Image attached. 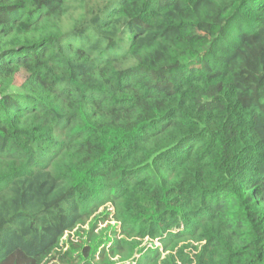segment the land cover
<instances>
[{"label": "trees", "instance_id": "1", "mask_svg": "<svg viewBox=\"0 0 264 264\" xmlns=\"http://www.w3.org/2000/svg\"><path fill=\"white\" fill-rule=\"evenodd\" d=\"M118 125L131 173L109 158L94 197L72 175ZM147 159L189 175L195 264H264V0H0V264H40L111 191L157 202Z\"/></svg>", "mask_w": 264, "mask_h": 264}, {"label": "rangeland", "instance_id": "2", "mask_svg": "<svg viewBox=\"0 0 264 264\" xmlns=\"http://www.w3.org/2000/svg\"><path fill=\"white\" fill-rule=\"evenodd\" d=\"M22 75L16 77L20 84ZM90 126L94 121L88 122ZM107 138L102 150H98L94 162L107 158L99 169L89 174L74 173L73 179L98 196V171L108 169L109 164L119 172L130 175V165L123 158V148L127 146L126 131L121 127H107ZM109 152V156L107 155ZM254 156L252 149H239L234 157L224 154L219 162L223 178L231 181L233 174L244 168ZM150 169L138 174L146 176L155 192H151L157 202L147 199H128L127 195L109 192V199L96 203L84 213L74 229L66 232L57 245L40 260V264H195L202 243L187 230L197 225L191 199L185 195L187 173H182L180 182L172 174L160 172L152 167V159H147ZM149 165V164H148ZM145 168V167H143ZM157 175L156 180L148 175ZM110 172L109 182L117 184L118 173ZM188 175V176H187ZM118 178V179H117Z\"/></svg>", "mask_w": 264, "mask_h": 264}]
</instances>
